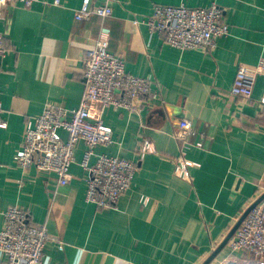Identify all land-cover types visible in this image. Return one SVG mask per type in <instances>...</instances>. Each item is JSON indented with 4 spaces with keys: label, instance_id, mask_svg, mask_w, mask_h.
<instances>
[{
    "label": "crops",
    "instance_id": "crops-1",
    "mask_svg": "<svg viewBox=\"0 0 264 264\" xmlns=\"http://www.w3.org/2000/svg\"><path fill=\"white\" fill-rule=\"evenodd\" d=\"M43 1L30 8L10 5L0 18L10 51L0 73V119L6 124L0 128V231L7 208L18 205L58 238L47 244L43 264H203L264 194V75L257 77L252 99L231 94L239 67L254 69L264 59V0H112L110 18L81 22L75 12L83 0H60V6ZM213 2L229 28L213 51L172 48L142 22L156 5L206 8ZM102 25L110 32V51L124 57L126 71L157 83L161 92L140 114L100 103L92 107L93 120L113 130L114 142L96 148L90 165L107 154L137 166L118 208L105 210L86 201L84 143L67 186L34 168L23 172L15 163L29 118L52 103L79 106L84 57ZM182 118L193 122L191 143L203 145L188 155L198 165L191 168L190 182L175 175L180 145L173 134ZM146 139L155 153L140 159ZM142 197L149 198L147 205ZM226 260L264 264L227 248L213 264Z\"/></svg>",
    "mask_w": 264,
    "mask_h": 264
},
{
    "label": "built area",
    "instance_id": "built-area-1",
    "mask_svg": "<svg viewBox=\"0 0 264 264\" xmlns=\"http://www.w3.org/2000/svg\"><path fill=\"white\" fill-rule=\"evenodd\" d=\"M40 2L46 3L43 0H0V18L10 5L21 4L30 8ZM54 5L60 6L61 1L55 0ZM112 15V0H83L81 8L75 12V20L87 21L93 16L105 20ZM142 22L148 25L152 34L163 37L167 45L180 51H213L217 40L229 34L224 12L215 2L206 8L156 5L152 14ZM109 41L110 32L102 25L94 48L84 57L85 87L79 106L66 109L52 103L40 115L29 118L21 148L15 156V163L23 172L34 168L63 187L70 182V169L76 162L77 148L84 143L86 152L81 167L87 173L86 201L102 210L118 208L120 200L132 187L137 166L133 161L107 154L98 155L96 163L90 165L96 148L108 147L114 142L113 130L101 120H93V105L100 103L106 108L140 114L145 105H152L161 97L157 83L153 86L150 79L126 71L124 57L110 51ZM9 53L6 36L0 32V73ZM259 75H264V59L254 69L240 66L231 94L252 99ZM260 104L264 106V94ZM3 112L0 93V116ZM5 126L0 119V128ZM177 127L173 137L180 145V155L174 161L175 175L190 182L193 179L191 168L198 165L188 155L193 148H202L203 145L201 142L191 143L196 132L190 119H180ZM62 134H66V138ZM149 153H155L153 144L148 139L142 140L140 159ZM141 203L147 205L149 198L142 197ZM52 240L58 241V238L51 235L45 225L34 223L25 208L10 205L5 211L4 226L0 231V253L4 264H43L46 246ZM226 248L230 254L245 253L264 261L263 204L248 214ZM63 249L64 244H60L59 250ZM231 263L226 260L214 264Z\"/></svg>",
    "mask_w": 264,
    "mask_h": 264
},
{
    "label": "water",
    "instance_id": "water-1",
    "mask_svg": "<svg viewBox=\"0 0 264 264\" xmlns=\"http://www.w3.org/2000/svg\"><path fill=\"white\" fill-rule=\"evenodd\" d=\"M263 201H264V194L245 210L241 218L238 220L236 225L232 228V230L229 232V234L226 236L223 242L218 246V248H216V250L211 254V256L203 264H211L216 259V257L222 252V250L226 248L228 242L235 236L236 232L238 231V229L240 228L241 224L246 219L248 214L255 207L259 206Z\"/></svg>",
    "mask_w": 264,
    "mask_h": 264
},
{
    "label": "rangeland",
    "instance_id": "rangeland-1",
    "mask_svg": "<svg viewBox=\"0 0 264 264\" xmlns=\"http://www.w3.org/2000/svg\"><path fill=\"white\" fill-rule=\"evenodd\" d=\"M262 203H263V202H262ZM262 203H261V204H262Z\"/></svg>",
    "mask_w": 264,
    "mask_h": 264
}]
</instances>
